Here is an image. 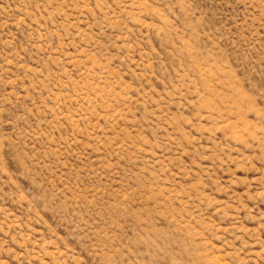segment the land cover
<instances>
[{"label": "rangeland", "instance_id": "rangeland-1", "mask_svg": "<svg viewBox=\"0 0 264 264\" xmlns=\"http://www.w3.org/2000/svg\"><path fill=\"white\" fill-rule=\"evenodd\" d=\"M0 264H264V0H0Z\"/></svg>", "mask_w": 264, "mask_h": 264}]
</instances>
